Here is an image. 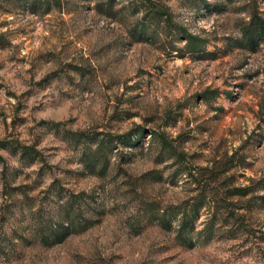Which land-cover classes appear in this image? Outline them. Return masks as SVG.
<instances>
[{
  "label": "rangeland",
  "instance_id": "1",
  "mask_svg": "<svg viewBox=\"0 0 264 264\" xmlns=\"http://www.w3.org/2000/svg\"><path fill=\"white\" fill-rule=\"evenodd\" d=\"M255 11L264 0H0V264H264ZM173 206L199 207L191 247Z\"/></svg>",
  "mask_w": 264,
  "mask_h": 264
},
{
  "label": "trees",
  "instance_id": "2",
  "mask_svg": "<svg viewBox=\"0 0 264 264\" xmlns=\"http://www.w3.org/2000/svg\"><path fill=\"white\" fill-rule=\"evenodd\" d=\"M47 7V9H49L51 7V4L48 3ZM242 33V40L244 42V45L251 50H257L261 41L264 40V16H262L257 11L253 12L249 22L245 24V26L242 28ZM185 39L187 41L186 48L188 52H198L204 44L203 39L193 34H185ZM209 95L216 96L217 92L211 91ZM74 134L80 136L84 135L85 132L76 131L74 132ZM131 139H133L132 135H130V143H133ZM161 140L164 144L166 143L165 138H161ZM22 147L23 150H25L23 152V154L25 155L26 153H28L29 150H35V147L33 146L23 145ZM35 152L37 151L35 150ZM239 191H242L241 193L245 195L249 191V188L243 187L240 188ZM174 209H176V212H174V216L172 215V217L176 219L178 215H180L178 220L177 238L179 239L182 245L191 247L192 245H194V238L192 236V233L195 231V222L199 217V207L193 206L190 209L185 208L184 210H180L179 206H173L171 211L169 212H171L172 214ZM167 214L168 211H163L162 214L159 215L158 220L161 227L166 230H169L172 228V219L167 218ZM208 226L206 229H208Z\"/></svg>",
  "mask_w": 264,
  "mask_h": 264
}]
</instances>
